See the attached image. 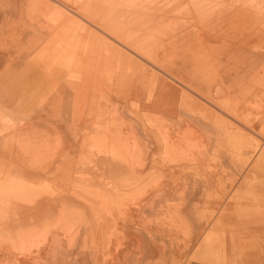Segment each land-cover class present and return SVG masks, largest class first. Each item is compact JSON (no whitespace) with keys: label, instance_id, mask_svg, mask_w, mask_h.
I'll return each mask as SVG.
<instances>
[{"label":"rangeland","instance_id":"obj_1","mask_svg":"<svg viewBox=\"0 0 264 264\" xmlns=\"http://www.w3.org/2000/svg\"><path fill=\"white\" fill-rule=\"evenodd\" d=\"M60 2L0 0V258H5L0 260V264H20V260L21 264L23 261L24 264H28L27 261L29 264L36 261L37 264H80L81 257L82 264H264V140L261 141L264 138V0ZM174 5L178 8L174 9ZM65 15L68 17L65 18ZM71 15H75V19H71ZM65 20H69L68 23H65ZM75 20L80 22L82 29ZM63 22L64 25L72 26L66 25V28L62 26ZM76 26L80 30L75 28ZM195 47L201 50H196ZM205 47L209 50H205ZM130 55L133 57H128ZM194 64L196 67L198 65L196 70ZM200 78L204 80L200 82ZM215 85L223 88L224 95L213 93ZM257 98H262V101ZM83 103L85 105H82ZM80 105L84 110H79ZM202 105L204 108H201ZM85 106H89V109L86 110ZM169 106H173L176 113L172 115L165 112ZM218 114L223 115L218 117ZM215 115L218 116L214 117ZM184 117L187 119L184 120ZM246 117H249V121ZM93 119L94 123H91ZM100 119H103V122ZM182 120L190 122L188 129L184 130H192L189 131L197 135L195 138L200 134L204 135L203 138L192 139L202 148L208 145L203 141L211 139L206 141L211 144V147L206 145L207 152L206 146L200 149L198 143L193 144L190 140L187 144L192 142L191 144H197V147L189 145L185 146V150L183 147V150H178V147L174 150V147L168 146V139L169 145L173 142V145L176 142L180 144L178 137L177 140L174 139L175 134L180 133L176 126L185 128L187 125H183ZM120 123L125 130L128 127L126 131L132 133L126 132V137L122 136L125 130L124 127L120 128ZM193 123L198 126H193ZM251 124H254L255 128L250 127ZM179 127L178 129L181 128ZM112 128H118L119 132H114ZM182 130L181 134H178L179 137L184 133ZM113 132L114 135L106 136ZM115 134L116 138H113ZM123 137L124 141H118V138ZM165 138L168 139L165 141ZM112 140L121 142L117 146H125L126 149L128 147L130 153L126 150L125 157V148L123 151L119 150L120 152L117 149V156L123 153L122 157L118 158L114 155L115 150L110 149L112 146L116 147ZM250 141L256 143L254 151L251 150L254 145L251 146ZM102 142L106 143V146ZM138 142L139 149L137 144L135 145ZM165 144L167 150L164 149ZM129 147L134 150L129 151ZM188 147L192 150L187 149ZM105 148H109V152ZM169 152L175 156L169 155ZM250 154H253L252 158ZM155 157L159 162L152 167ZM180 157L182 160L176 159ZM183 157L189 160H184ZM259 157L262 158L261 163L254 165ZM244 158L250 160L245 161ZM240 161L243 165L247 161L249 163L242 167ZM175 162H180V165H174ZM215 164L221 168L217 167L216 170ZM196 165H199L200 169ZM227 167L232 169H229L231 175L227 172ZM161 170H166L167 173L164 171L162 174ZM233 174L240 177L235 175V179L231 180ZM224 177L230 179V185L227 181L229 179L224 180ZM220 184L223 185L224 193L228 190L226 195L221 192ZM168 187H172L171 191ZM35 188V194L39 197L30 202L31 198L27 197L24 203V199L19 201L12 198L13 195L21 199L15 195L25 193V190L31 192ZM141 191L147 192L142 194ZM148 191L151 194H147ZM172 191L180 193L182 197L179 194L177 199L178 194L175 195ZM219 191L224 195H219ZM146 194L148 196H145ZM184 197L190 202H180ZM165 201L169 203V207ZM182 202L183 205L186 203V208L179 206ZM175 203L182 211L173 207ZM169 211L171 218L177 219L175 222L170 220ZM175 213L176 218L173 217ZM185 219H188L190 224L188 221L185 223ZM177 221L185 228L181 229L178 223L174 224ZM176 225L181 231H186H179ZM137 226V230H133ZM50 228H55L58 235L51 236V231L48 232ZM175 230L179 232L176 233ZM17 231L21 234L33 231L35 234L30 235H35L33 239L41 235L46 237L50 233L51 237L48 236V240L42 237L44 240L41 238V243L35 244L38 249L40 246L41 250L33 249L32 252L34 243L27 242L23 245L20 238L16 237ZM49 238L53 239L51 243L47 242L49 247L46 243L42 245L43 241H49ZM161 240L163 243L158 242ZM8 242L14 245L15 249L9 247ZM157 242L163 245L159 246ZM28 244H32L29 249L31 253L26 250V253H30L27 256L24 251L19 250L25 256L22 259L24 256L17 253V249H20L21 245L22 248L28 249ZM40 244L47 247L48 250L44 248L47 252L43 251ZM3 247L6 248L1 250ZM51 247H55L52 249L58 251L57 254L51 251ZM41 251L45 253L42 255ZM38 252L43 256L40 258V255H37L40 261L36 256ZM14 253H17L15 256L18 259L21 258L19 261L14 260ZM26 256L27 259L34 256L37 259L34 257L35 261L27 260Z\"/></svg>","mask_w":264,"mask_h":264},{"label":"bare ground","instance_id":"obj_2","mask_svg":"<svg viewBox=\"0 0 264 264\" xmlns=\"http://www.w3.org/2000/svg\"><path fill=\"white\" fill-rule=\"evenodd\" d=\"M54 1H55V0H54ZM90 1H91V0H90ZM102 1H103V0H102ZM59 2H60V0H59ZM52 3H53V2H52ZM60 3H61V2H60ZM54 4H55V3H54ZM56 4H57V3H56ZM57 5H58V4H57ZM63 5H64V4H63ZM66 5H67V3H66ZM66 5H65V6H66ZM68 5H69V4H68ZM178 5H179V4H178ZM58 6H59V5H58ZM110 6H111V5H110ZM59 7H60V6H59ZM66 7H67V9H68V6H66ZM69 7H70V6H69ZM73 7H74V6H73ZM75 7H76V6H75ZM116 7H117V6H116ZM174 7H175V5H174ZM176 7H177V5H176ZM176 7H175L174 9H176ZM61 8H63V7L61 6ZM71 8H72V4H71ZM177 8H178V7H177ZM63 10H64V9H63ZM77 10H78V9H77ZM72 11H73V10H72ZM67 12H70V11H67ZM73 12H74V11H73ZM146 12H147V11H146ZM149 12H150V11H149ZM167 12H171V11H167ZM74 13H75V12H74ZM78 13H80V12H78ZM59 14H60V13H59ZM64 14H66V13H64ZM71 14H72V13H71ZM80 14H81V13H80ZM103 14H104V13H103ZM57 15H58V14H57ZM61 15H62V13H61ZM63 16H64V15H63ZM69 16H70V15H69ZM109 16H110V15H109ZM67 17H68V16H67ZM67 17H66V15H65V18H67ZM72 17H73V18H72ZM74 17H75V15H73V16L71 15V19H75ZM79 17H80V16H79ZM126 17H127V16H126ZM162 17H163V16H162ZM162 17H160V18H162ZM166 17H167V16H166ZM166 17H165V18H166ZM219 17H220V16H219ZM62 18H63V17H62ZM62 18H61V19H62ZM65 18H64V19H65ZM141 18H142V17H141ZM160 18H159V19H160ZM163 18H164V17H163ZM59 19H60V18H58V20H59ZM61 19H60V20H61ZM76 19H78V18H76ZM166 19L168 20V17H167ZM69 20H70V19H69ZM69 20H68V21H69ZM78 20H80V19H78ZM90 20H91V19H90ZM115 20H116V19H115ZM152 20H153V19H152ZM157 20H158V19H157ZM161 20H163V19H161ZM217 20H218V19H217ZM66 21H67V20H65L64 22H65V23H68V21H67V22H66ZM75 21H76V20H75ZM81 21H83V20H81ZM84 21H86V20H84ZM88 21H89V20H88ZM113 21H114V20H113ZM64 22H63V25L61 24L62 26H65V27H66V25H67V26H70V25H71V24H70V25H69V24L64 25V24H65ZM70 22H72V21H70ZM76 22H77V21H76ZM86 22H87V21H86ZM121 22H123V21H121ZM121 22H120V23H121ZM124 22H125V21H124ZM167 22H168V21H167ZM232 22H233V21H232ZM77 23H78V27L80 28V22H77ZM82 23H83V22H82ZM82 23H81V24H82ZM120 23H119V24H120ZM87 24H88V23H87ZM101 24H102V23H101ZM72 25H75V24H73V22H72ZM72 25H71V26H72ZM93 25H94V24H93ZM122 25H123V24H122ZM89 26H90V25H89ZM115 26H116V25H115ZM120 26H121V25H120ZM120 26H119V27H120ZM73 27H74V26H73ZM78 27L76 26L75 28L78 29ZM86 27H87V25L85 26V28H86ZM94 27H95V26H94ZM108 27H109V26H108ZM113 27H114V26H113ZM121 27H122V26H121ZM62 28H63V27H62ZM66 28H67V27H66ZM66 28H65V29H66ZM85 28H84L83 30H85ZM68 29H70V27H69ZM72 29H73V28H72ZM80 29H82V27H81ZM80 29H78V30H80ZM91 29H93V27H92ZM105 29H106V28H105ZM115 29H117V28H115ZM115 29H114V30H115ZM70 30H71V29H70ZM83 30H82V31H83ZM93 30H94V29H93ZM100 30H101V29H100ZM109 30H110V29H109ZM89 31L91 32L90 29H89ZM96 31H97V30H96ZM107 31H108V30H107ZM110 31H111V30H110ZM97 32H98V31H97ZM103 32H105V31H103ZM111 32H112V31H111ZM198 32H199V31H198ZM263 32H264V31H263ZM80 33H81V32H80ZM80 33H79V34H80ZM109 33H110V32H109ZM182 33H183V32H182ZM182 33H181V34H182ZM100 34H101V33H100ZM101 35H102V34H101ZM106 35H107V34H106ZM113 35H114V34H113ZM197 35H198V34H197ZM80 36L82 37V33L80 34ZM103 36H104V35H103ZM175 36H176V35H175ZM88 37H89V36H88ZM104 37H106V36H104ZM176 37H177V36H176ZM104 39H105V38H103V40H104ZM128 39H131V38H128ZM169 39H170V38H169ZM184 39H185V38H184ZM109 40H110V39H109ZM115 40H116V39H115ZM161 40H162V39H160V41H161ZM87 41H88V40H87ZM110 41H111V40H110ZM122 41H123V40H122ZM158 41H159V40H158ZM158 41H157V42H158ZM174 41H175V40H174ZM112 42H113V41H112ZM171 42H172V41H171ZM240 42H241V41H239V43H240ZM168 43H169V42H168ZM221 43H222V42H221ZM48 44H49V43H48ZM111 44H112V43H111ZM113 44H115V43H113ZM169 44H170V43H169ZM169 44H168V45H169ZM123 45H124V44H123ZM129 45H130V44H129ZM180 45H181V44H180ZM256 45H257V44H256ZM256 45H255L254 47H256ZM137 46H138V44H137ZM172 46H173V44H172ZM178 46H179V45H178ZM201 46L204 47L203 45H201ZM201 46L199 45V47H201ZM226 46H227V45H226ZM226 46H225V47H226ZM119 47H120V46H119ZM124 47H125V46H124ZM134 47H136V46H134ZM184 47H185V46H184ZM188 47H189V46H188ZM225 47H224V48H225ZM258 47H259V46H258ZM126 48H127V46H126ZM128 48H129V47H128ZM151 48H152V47H151ZM158 48H159V47H158ZM168 48H170V46H169ZM195 48H196V47H195ZM205 48H206V47H205ZM221 48H222V46H221ZM224 48H223V51H224ZM256 48H257V47H256ZM40 49H41V48H40ZM123 49H124V48H123ZM152 49H153V48H152ZM189 49H190V48H189ZM191 49H192V47H191ZM191 49H190V51L192 52L193 50H191ZM193 49H194V47H193ZM197 49H200V50H201V48H196V50H197ZM245 49H246V48H245ZM130 50L132 51V49H130ZM145 50H146V49H145ZM145 50H144V51H145ZM148 50H149V49H148ZM166 50H167V49H166ZM168 50H169V49H168ZM170 50H171V49H170ZM176 50H178V49H176ZM179 50H180V49H179ZM200 50H199V51H200ZM205 50H209V49L206 48ZM99 51H100V50H99ZM190 51H187V52H190ZM225 51H226V49H225ZM237 51L239 52V50H237ZM245 51H246V50H245ZM120 52H121V51H120ZM120 52H119V54H120ZM141 52H142V51H141ZM152 52H153V51H152ZM191 52H190V53H191ZM195 52H196V51H195ZM207 52H208V51H207ZM101 53H102V51H100V55L103 54V53H102V54H101ZM143 53H144V52H143ZM169 53H172V52H169ZM175 53H176V52H175ZM190 53H189V54H190ZM192 53H193V52H192ZM196 53H197V52H196ZM210 53H211V52H209V54H210ZM220 53H221V52H220ZM233 53H234V52H232V54H233ZM164 54H165V52H164ZM194 54H195V53H194ZM224 54H225V53H224ZM224 54H223V55H224ZM232 54H231V55H232ZM83 55H84V52H83ZM136 55H137V54H136ZM146 55H147V52H146ZM152 55H153V54H152ZM169 55H170V54H169ZM175 55H177V54H175ZM211 55H213V54H211ZM211 55H210V56H211ZM131 56L133 57V55H130V56H128V57H131ZM143 56H144V55H143ZM165 56H166V55H165ZM192 56H193V55H192ZM196 56H197V55H196ZM206 56H207V55H206ZM206 56H205V57H206ZM219 56H220V55H219ZM221 56H222V55H221ZM132 57H131V58H132ZM150 57H151V56H150ZM176 57H177V56H176ZM250 57H251V55H250ZM131 58H128V59L131 60ZM168 58L170 59V57H168ZM195 58H196V57H195ZM211 58H212V56H211ZM174 59H175V58H174ZM203 59L205 60V58H203ZM203 59H202V60H203ZM249 59H250V58H248V61H249ZM130 60H129L128 62H129L130 65H131V61H130ZM194 60H195V59H194ZM202 60H200L201 63H202ZM212 60H213V59H212ZM232 60H233V59H232ZM232 60H230V61H232ZM245 60H246V59H245ZM230 61H229V62H230ZM167 62H168V61H167ZM200 62H199V63H200ZM203 62H204V61H203ZM211 62H212V61H211ZM214 63H215V62H214ZM224 63H225V62H224ZM233 63H234V62H233ZM197 64H198V63H197ZM216 64H217V63H216ZM110 65H111V64H109V66H110ZM113 65H114V64H113ZM128 65H129V64H128ZM161 65H162V64H161ZM181 65H182V64H181ZM195 65H196V64H194V66H195ZM209 65H210V63H209ZM111 66H112V65H111ZM164 66H165V65H164ZM114 67H115V65L113 66V68H114ZM128 67H129V66H128ZM192 67H193V66H192ZM216 67H217V66H216ZM113 68H111V69H113ZM196 68H198V65H197V67L195 66V70H196ZM205 68L208 69L209 66H207V67L205 66ZM212 68H213V67H212ZM111 69H109V70L111 71ZM127 69H128V68H127ZM165 69H166V68H165ZM190 69H191V68H189V70H190ZM200 69H201V67H200ZM217 69H218V68H217ZM114 70H115V69H114ZM130 70H131V69L129 68V71H130ZM212 70L214 71L215 69L213 68ZM152 71H153V70H152ZM192 71H194V70H192ZM209 71H210V70H209ZM213 71H212V72H213ZM221 71H222V70H221ZM113 72H114V71H113ZM130 72H131V71H130ZM153 72H155V71H153ZM185 72H186V71H185ZM156 73H157V72H156ZM195 73H196V72H195ZM197 73H198V72H197ZM199 73H200V72H199ZM199 73H198V74H199ZM213 73H214V72H213ZM231 73H232V72H231ZM112 74H114V73H112ZM158 74H159V73H158ZM201 74H202V72L200 73V75H201ZM152 75H153V74H152ZM209 75H210V73H209ZM212 75H213V74H212ZM157 76H158V75H157ZM206 76H207V74H206ZM206 76H205V77H206ZM216 76H218V75L216 74ZM151 77H152V76H151ZM205 77H204V79H205ZM170 78H171V77H170ZM202 78H203V77H202ZM206 78H208V77H206ZM165 79H167V78H165ZM204 79H201V78H200V82H201L202 80H204ZM209 79H210V78H209ZM112 82H113V79H112ZM177 82H178V80H177ZM198 82H199V81H198ZM149 83H150V82H149ZM224 83H225V82H224ZM151 84H152V79H151ZM193 85H194V84H193ZM195 85H196V84H195ZM200 85H201V84H200ZM182 86H183V85H182ZM184 86H185V85H184ZM196 86H197V85H196ZM106 87H107V86H106ZM198 87H199V85H198ZM198 87H197V88H198ZM89 88H90V87H89ZM107 88H109V87H107ZM183 88H184V87H183ZM149 89H150V88H149ZM213 89H214L213 93L215 92L216 94H218V95H220V96L224 95V93H225L224 90H223V88H222L220 85H215V86L213 87ZM89 90H90V89H89ZM92 90H93V89H92ZM108 90H109V89H108ZM181 90H183V89H181ZM185 90L187 91V88H185ZM150 91H151V90H150ZM187 92H188V91H187ZM189 92H190V91H189ZM207 92H208V91H207ZM261 92H262V91H261ZM91 93H92V92H91ZM109 93H111V91H110ZM149 93H150V92H149ZM190 94H193L192 91L190 92ZM194 94H196V93H194ZM197 94H198V93H197ZM216 94H215V95H216ZM254 94H256V93H254ZM261 94H262V93H261ZM259 95H260V94H259ZM259 95H258V96H259ZM153 96H154V92H153ZM193 96H194V95H193ZM216 96H217V95H216ZM188 97H192V96H188ZM194 97H195V96H194ZM213 97H214V96H213ZM107 98H108V97H107ZM153 98H154V97H153ZM218 98H219V97H218ZM254 98H256V97H254ZM147 99H148V97H147ZM257 99H258V100L261 99V101H262V98H257ZM201 100H202V99H201ZM195 101H197V100H195ZM205 101H206V99H205ZM226 101H227V100H226ZM226 101H225V102H226ZM261 101H260V102H261ZM203 102H204V101H203ZM206 102H207V101H206ZM148 103H149V102H148ZM156 103H157V102H156ZM207 103H208V102H207ZM207 103H206V104H207ZM217 103H219V102H217ZM254 103H255V102H254ZM254 103H252V105H253ZM204 104H205V103H204ZM206 104H205V105H206ZM223 104H224V102H223ZM82 105H85V104L83 103ZM155 105H156V104H155ZM219 105H220V104H219ZM221 105H222V104H221ZM221 105H220V106H221ZM225 105H227V104H225ZM225 105H224V106H225ZM228 105H229V104H228ZM92 106H93V105H92ZM202 106H203V105H202ZM211 106H212V105H211ZM229 106H230V105H229ZM80 107H81V105H80ZM85 107H86V106H85ZM88 107H89V106H88ZM88 107H86V110L89 109ZM200 107H201V106H200ZM87 108H88V109H87ZM201 108H204V106L201 107ZM209 108H210V106H209ZM226 108H227V107H226ZM91 109H92V108H91ZM164 109H165V108H164ZM177 109H178V108H177ZM211 109H213V107H212ZM249 109H250V108H249ZM79 110H84V108L81 107ZM165 110H166L165 112H167V113H169V114H172V115H173L174 113H176L175 110L173 109V106H169V107L166 108ZM207 110H208V109H207ZM90 111H91V110H90ZM102 111H103V110H102ZM190 111H191V110H190ZM213 111H214V110H213ZM81 112H82V111H79V113H81ZM85 112H88V111H85ZM193 112H195V111H193ZM193 112H192V113H193ZM210 112H211V111H210ZM221 112H222V111H221ZM229 112H230V111H229ZM91 113H92V112H91ZM211 113H212V112H211ZM232 113H233V112H232ZM236 113H237V112H236ZM2 114H3V113H2ZM2 114H1V115H2ZM86 114H87V113H86ZM179 115H180V114H179ZM179 115H178V116H179ZM218 115H219V114H218ZM218 115H217V116H218ZM222 115H223V114H222ZM222 115H219L218 117H220V116H222ZM181 116H182V115H181ZM212 116H213V115H212ZM217 116L215 115L214 117H217ZM227 116H228V114H227ZM235 116H236V115H235ZM242 116H243V115H242ZM247 116H248V115H247ZM1 117H2V116H1ZM1 117H0V118H1ZM5 117H6V116H5ZM199 117H200V116H199ZM230 117H231V116H230ZM236 117H237V116H236ZM8 118H9V117H8ZM91 118H92V117H91ZM94 118H95V115H94ZM105 118H107V117H105ZM227 118H228V117H227ZM237 118H239V117H237ZM243 118L245 119V117H243ZM248 118H249V117H246V119H248ZM85 119H86V117H85ZM95 119H96V118H95ZM109 119H110V118H109ZM109 119H108V120H109ZM111 119H112V118H111ZM183 119L186 120L187 118L184 117ZM211 119H212V118H211ZM213 119H214V118H213ZM244 119H243V120H244ZM102 120H103V119H100V121H102ZM105 120H107V119H105ZM184 120H182V122H183ZM188 120H189V119H188ZM188 120H187V121H188ZM209 120H210V119H209ZM218 120L221 121L220 118H219ZM223 120H224V119H223ZM234 120H235V119H234ZM84 121H85V120H84ZM97 121H98V119H97ZM97 121H95V123H96ZM190 121H191V118H190ZM214 121H216V120H214ZM224 121H225V120H224ZM229 121H230V120H229ZM246 121H247V120H246ZM248 121H249V119H248ZM98 122H99V121H98ZM102 122H103V121H102ZM102 122H100V123H102ZM104 122H105V121H104ZM236 122H237V121H236ZM78 123H79V121H78ZM84 123H85V122H84ZM91 123H94V119H93V122L91 121ZM114 123H115V121H114ZM183 123H184L183 125H186V124H187V125L185 126V128H183L184 126L181 127L180 125L176 126V129L179 130L178 132H180V133H178L177 130H176V133L181 134V130H182V129H183V130H184V129H188L187 126H188V124H189L190 122L186 123V121H185V122H183ZM185 123H186V124H185ZM208 123H209V122H208ZM229 123H230V122H229ZM249 123H251V122H249ZM249 123H248V124H249ZM191 124H192V122H191ZM225 124H228V123H225ZM232 124H233V123H232ZM237 124H238V123H237ZM239 124H240V123H239ZM106 125H107V124H106ZM114 125H115V124H114ZM119 125H121V123H120ZM119 125H118V126H119ZM194 125H197V124H196V123H195V124L193 123V126H194ZM240 125H241V124H240ZM240 125H238V126H240ZM246 125H247V124H246ZM53 126H55V125H53ZM179 126H180L182 129H181ZM189 126L192 127L191 125H189ZM197 126H198V125H197ZM221 126H222V125H221ZM249 126H250V125H249ZM84 127H85V126H84ZM123 127H124V126H123ZM123 127H122V125H121L120 128H123ZM178 127H179L181 130L178 129ZM186 127H187V128H186ZM229 127H230V126H229ZM232 127H233V126H232ZM245 127H246V126H245ZM250 127L255 128V125H254V124H251ZM263 127H264V126H263ZM85 128H87V127H85ZM106 128H107V127H106ZM113 128H114V126H113ZM113 128H112V129H113ZM207 128H208V127H207ZM237 128H238V127H237ZM241 128H243V126H242ZM246 128H247V127H246ZM253 128H252V129H253ZM117 129H118V128H117ZM117 129H113V131L116 130V131L119 132V129H118V130H117ZM127 129H128V127H127ZM127 129H126V130H127ZM192 129H193V128H192ZM200 129H201V128H200ZM217 129H218V128H217ZM224 129H225V128H224ZM244 129H245V128H244ZM248 129H249V128H248ZM10 130H11V129H10ZM56 130H57V129H56ZM107 130H108V129H107ZM121 130H123V129H121ZM121 130H120V131H121ZM124 130H125V127H124ZM126 130L124 131L125 133L123 132L124 134L121 132V133H122V136L125 135L124 137H126V132H127V133L129 132V131H126ZM173 130H174V129L172 128L171 131L173 132ZM183 130H182V133L184 132L183 135H182V136L180 135V137H181L182 140H180V137L178 136V134H175L176 136H175L174 141L178 139L177 141H181L180 144H179V142H176V143L173 145L174 142H173V143L171 142L172 144L169 145V139H168L169 136H168V138H165V141H166V139H168V141H166V142H167L168 146H170V148H171V147H174V148H172V149L175 150V148L178 147V148H177L178 150H180V149L183 150V148H184V150H185V146H189V145H190L189 147H191V145L194 146L193 144H194V142H195L196 140L193 142L192 139H194L197 135L194 134V132H193V133L190 132V131H192V130H190V129H189L190 131H189V130H186V131L184 130V131H183ZM214 130H215V129H214ZM225 130H226V129H225ZM238 130H239V128H238ZM245 130H246V129H245ZM250 130H251V128H250ZM108 131H109V130H108ZM171 131L168 130V132H171ZM194 131H197V130H194ZM215 131H216V130H215ZM240 131H241V132H242V131L244 132V130H240ZM240 131H237V133H238V132L240 133ZM259 131H260V130H259ZM4 132H5V131H4ZM21 132H22V131H21ZM57 132H59V130H58ZM82 132H83V131H82ZM104 132H105V131H104ZM104 132H103V133H104ZM114 132H115V131H114ZM114 132H113V134H107L106 136H108V135H111V136H112V135H114ZM197 132L199 133V131H197ZM232 132H234V131H232ZM1 133H2V132H1ZM95 133H96V132H95ZM106 133H107V132H106ZM110 133H112L111 130H110ZM121 133H120V135H121ZM129 133H132V132H129ZM129 133H128V134H129ZM195 133H196V132H195ZM206 133H208V132H204V134H206ZM209 133H210V131H209ZM235 133H236V132H235ZM245 133H246V132H245ZM248 133H249V131H248ZM253 133H255V132H253ZM256 133H257V132H256ZM116 134H117V132H116ZM116 134H115V137L113 136V138H116ZM118 134H119V133H118ZM118 134H117V135H118ZM169 134H170V133H169ZM199 134H200V133H199ZM199 134H198V136H199ZM219 134H220V133H219ZM262 134H263V133H262ZM19 135H20V134H19ZM170 135L173 136V134H170ZM195 135H196V136H195ZM215 135H216V134H215ZM233 135H234V134H233ZM244 135H245V134H244ZM257 135H258V134H257ZM82 136H83V135H82ZM100 136H101V134H100ZM111 136H110V137H111ZM118 136H119V135H118ZM205 136H206V135H205ZM208 136H209V135L207 134V137H208ZM224 136H225V135H224ZM250 136H251V135H250ZM252 136H253V135H252ZM252 136H251V137H252ZM18 137H19V136H18ZM20 137H21V136H20ZM25 137H26V136H25ZM96 137H97V136H96ZM103 137H105V136H103ZM103 137H102V138H103ZM119 137H121V136H119ZM124 137H123L122 139H121V138H120V139L118 138V141H119V140H120V141L123 140ZM170 137H171V136H170ZM176 137H178V138L176 139ZM182 137H183V138H182ZM199 137H200V138H201V137L203 138L204 135L202 136V134H200ZM199 137H197V138H199ZM229 137H230V136H229ZM242 137H243V136L241 135L240 138H242ZM254 137H255V136H254ZM89 138H90V137H89ZM197 138H195V139H197ZM248 138H249V137H247V138L244 137V139H248ZM256 138H258V137H256ZM262 138H263V137H262ZM93 139H94V137H93ZM103 139H104V138H103ZM110 139H112V138H110ZM159 139H160V138H159ZM208 139L211 141L210 138H208ZM208 139L204 140L203 143H205V144L208 143V145H207V144H206V145H207L208 147H211V146H210L211 144H210L209 142H206V141H209ZM238 139H239V138H238ZM254 139H255V138H254ZM14 140H15V139H14ZM100 140H101V139H100ZM113 140H114V139H113ZM113 140L111 141L112 143L116 141V140H115V141H113ZM124 140H125V139H124ZM124 140H123V141H124ZM127 140H128V138H127ZM160 140H161V139H160ZM170 140H171V139H170ZM188 140L192 141L193 144H191L192 142H189L190 144H187ZM235 140H236V139H235ZM260 140H261V139H260ZM263 140H264V138H263L261 141H263ZM105 141L107 142V141H109V140H105ZM123 141H122V142H123ZM197 141H198V140H197ZM218 141H219V140H218ZM225 141H226V140H225ZM231 141H232V140H231ZM96 142H98V141H96ZM199 142H200V140H199ZM201 142H202V141H201ZM250 142H251V141H250ZM253 142H254V141H253ZM253 142L250 143L251 146L254 145V147H253V146L251 147L252 149L250 148L252 151H254L253 148H256V147H255L256 143L254 144ZM84 143H85V141H84ZM115 143H116V147H117V148H116L115 146L110 145L111 143H110V144H107V145L112 146L110 149L115 150L114 155H116V156H117V154H115V153H116L117 149H118V151H119V150L123 151L122 149L125 148L124 153H125V151L128 149V147H127V149H126L125 146H124V148H122V146H117V144H119V143H121V142H119V143L115 142ZM115 143H114V144H115ZM156 143H157V142H156ZM177 143H178V145H176ZM182 143H183V144H182ZM195 143H198V142H195ZM203 143H202V144H203ZM224 143H225V142H224ZM248 143H249V142H248ZM257 143H258V142H257ZM263 143H264V142H263ZM102 144H104V146H106V143H103V142H102ZM102 144L100 143V145H102ZM136 144H137L136 147L138 148L139 142H138V143H135V145H136ZM202 144H201V145H202ZM225 144H226V143H225ZM259 144H260V143H259ZM261 144H262V143H261ZM100 145H98V147H99ZM123 145H124V144H123ZM152 145H153V144H152ZM172 145H173V146H172ZM196 145H197V144H195L194 147H197ZM198 145L200 146L199 143H198ZM203 145H204V144H203ZM203 145H202V146H203ZM206 145H205V146H206ZM132 146H134V144H133ZM140 146H141V145H140ZM162 146H163V145H162ZM205 146H204V147H205ZM207 146H206V147H207ZM216 146H217V145H216ZM88 147H89V146H88ZM88 147H87V148H88ZM119 147H120V148H119ZM136 147H135V148H136ZM182 147H183V148H182ZM189 147H188L187 149H191V148H189ZM204 147L202 148V147L200 146L199 148H200V149H201V148L204 149ZM206 147H205V148H206ZM208 147L206 148V152H207ZM213 147H214V146H213ZM258 147H259V146H258ZM12 148H13V146H12ZM99 148L103 149L102 146L99 147ZM129 148H130V147H129ZM179 148H180V149H179ZM214 148H215V147H214ZM248 148H249V147H248ZM96 149L98 150V148H96ZM106 149L108 150L107 152H109V148H105V150H106ZM130 149H131V150H130ZM130 149H129V151H132L133 148L131 147ZM138 149H139V148H138ZM157 149H158V148H157ZM164 149H166V144H165V148H164ZM187 149H186V150H187ZM219 149H220V146H219ZM221 149H222V148H221ZM224 149H225V148H224ZM230 149H231V147H230ZM237 149H238V148H237ZM250 149H249V150H250ZM133 150H134V149H133ZM136 150H137V149H136ZM166 150H167V149H166ZM169 150H171V149H169ZM191 150H192V149H191ZM214 150H215V149H214ZM247 150H248V149H247ZM251 150H250V151H251ZM138 151H139V150H138ZM188 151L190 152V150H187V152H188ZM227 151H228V149H227ZM227 151H226V152H227ZM255 151H256V150H255ZM98 152H99V151H98ZM102 152H103V151H102ZM107 152H106V153H107ZM119 152H120V151H119ZM119 152H117V153L119 154ZM136 152H137V151H136ZM217 152H218V151H217ZM234 152H235V151H234ZM83 153H84V152H83ZM127 153H130V152H128V150H127ZM127 153H125V155H124L125 157H126V154H127ZM170 153H171V152H169L168 154H169V155H173V157L175 156L174 153H173V154H170ZM236 153H237V151H236ZM241 153H242V152H241ZM255 153H256V152H255ZM255 153H254V154H255ZM108 154H109V153H108ZM122 154H123V153L121 152V154H119L117 157H118V158H119V157H122ZM180 154H182V153H180ZM189 154H190V153H189ZM215 154H216V152H215ZM128 155H129V154H128ZM218 155H219V154H218ZM243 155H245V154H243ZM251 155H253V154H250V155H249L250 158H252ZM181 156H182V155H181ZM208 156H209V155H208ZM212 156H213V155H212ZM79 157H80V156H79ZM125 157H123V158L125 159ZM165 157H166V156H165ZM165 157H164V159H165ZM168 157L171 158V156H167V158H168ZM222 157H223V154H222ZM224 157H225V156H224ZM230 157H231V156H230ZM246 157H247V156H246ZM194 158H195V157H194ZM218 158H219V157H218ZM238 158H239V157H238ZM250 158H244V159H245V161H246V159H249V160H250ZM172 159H173V158H172ZM176 159H181V157H180V158H176ZM183 159H184V160H187L188 158L185 159V157H183ZM195 159H197V158H195ZM199 159H201V158H199ZM221 159H222V160H221ZM221 159H220V160L223 161V158H221ZM225 159H226V158H225ZM230 159H231V158H230ZM244 159H243V160H244ZM126 160H127V159H126ZM157 160H158V161H157ZM169 160H170V159H169ZM181 160H182V159H181ZM181 160H180V161H181ZM184 160H183V161H184ZM188 160H189V159H188ZM203 160H204V159H203ZM203 160H202V161H203ZM207 160H208V159H207ZM227 160H228V159H227ZM243 160H242V162H243ZM261 160H262L261 157L257 158V160L255 161L254 165H259V163H261ZM175 161H176V160H175ZM217 161H218V160H217ZM109 162H110V161H109ZM157 162H159V159L155 157V158L153 159V161H152V164H151L152 167H155L156 164H157ZM166 162L168 163V161H166ZM186 162H187V161H186ZM188 162H189V161H188ZM212 162H213V161H212ZM234 162H235V161H234ZM247 162H248V161H247ZM247 162H245V164H246ZM61 163H62V161H61ZM167 163H166V165H167ZM176 163H179V165H180V162H175L174 165H175ZM181 163H182V162H181ZM190 163H191V162H190ZM196 163H197V162H196ZM196 163H195V164H196ZM198 163H199V162H198ZM204 163H205V162H204ZM223 163H224V161H223ZM238 163H239V162H238ZM240 163H241V161H240ZM248 163H249V162H248ZM163 164H165V163H163ZM191 164H194V163L192 162ZM200 164H202V163H200ZM200 164H199V165H200ZM241 164H242V167H244V166L246 167V165H247V164H246V165H245V164L243 165V163H241ZM169 165H170V164L168 163L167 166H169ZM172 165H173V164H172ZM176 165H177V164H176ZM184 165H185V164H184ZM199 165H196L197 168H198ZM209 165H211V162H209ZM209 165H208V166H209ZM185 166L187 167V165H185ZM185 166H184V169H186ZM188 166H190V165L188 164ZM196 166H195V167H196ZM200 166H201V165H200ZM200 166H199V169H200ZM215 166H216V164H215ZM219 166H220V165H217V166L215 167V169H216L217 167H219ZM176 167H177V166H175V168H176ZM170 168H171V167H170ZM170 168H169V170H170ZM175 168H174V169H175ZM182 168H183V166H182ZM212 168H213V167H212ZM220 168H221V167H219V169H220ZM227 168H228V167H227ZM252 168H255V167H252ZM113 169H114V168H113ZM155 169H156V168H155ZM163 169H164V168H163ZM174 169H173V170H174ZM178 169H179V168H178ZM187 169H188V168H187ZM229 169H230V168H228V171H227L226 169H222V170H223V171L225 170V171H227V172L229 173ZM167 170H168V169H167ZM180 170H181V169H180ZM188 170H189V169H188ZM188 170H186V171H188ZM201 170H202V169H201ZM216 170H218V168H217ZM230 170H232V169H230ZM234 170H235V169H234ZM161 171H162V174H163L164 171H166V170H164V171L161 170ZM161 171H159V172H161ZM193 171H194V170H193ZM198 171H200V170H198ZM210 171H212V170H210ZM213 171H215V170H213ZM79 172H80V171H79ZM169 172H170V171H169ZM178 172H179V171H178ZM178 172H175V173L177 174ZM183 172H184V171H183ZM47 173H48V172H47ZM165 173H167V171H166ZM197 173H198V172H197ZM224 173H226V172H224ZM159 174H160V173H159ZM159 174H158V175H159ZM172 174H173V173H172ZM176 174H175V177H176ZM187 174H188V173H187ZM190 174H191V173H190ZM192 174H193V173H192ZM226 174H227V173H226ZM229 174H230V173H229ZM229 174H228V175H229ZM79 175H80V174H79ZM165 175H166V174H165ZM167 175H170V174H167ZM188 175H189V174H188ZM215 175H216V174H215ZM230 175H231V174H230ZM233 175H234V176H233ZM233 175H232L233 177H231V180H234V179H235L234 177H235L236 174H233ZM7 176H8V175H7ZM179 176H180V172H179ZM218 176H219V175H218ZM218 176H217V177H218ZM236 176H237V175H236ZM0 177H1V176H0ZM172 177H173V175H172ZM226 177H227V175H226ZM229 177H230V176H229ZM237 177H240V176H237ZM8 178H9V177H8ZM164 178H165V177H164ZM170 178H171V177H170ZM252 178H253V177H252ZM192 179H193V178H192ZM192 179H191V180H192ZM227 179H229V178H227ZM227 179L224 177V180H227ZM243 179H244V178H243ZM5 180H6V179H5ZM208 180H209V179H208ZM236 180H238V178H236ZM166 181H167V179H166ZM222 181H223V180H222ZM227 181L229 182V185H230V179L227 180ZM244 181H245V180H244ZM2 182H3V181H2ZM38 182H39V181H38ZM176 182H179V181H176ZM224 182H226V181H224ZM228 182H227V183H228ZM231 182H232V181H231ZM236 182H237V181H236ZM242 182H243V181H242ZM159 183H161V182H159ZM170 183H171V182H170ZM189 183H190V182H189ZM193 183H194V182H193ZM205 183H206V182H205ZM233 183H234V182H233ZM238 183H239V182H238ZM157 184H158V183H157ZM166 184H167V183H166ZM166 184H164V185H166ZM171 184H172V183H171ZM174 184H175V183H174ZM177 184H178V183H177ZM179 184H180V182H179ZM179 184H178V185H179ZM191 184H192V183H191ZM221 184H222V183H221ZM221 184H220V185H221ZM234 184H235V183H234ZM152 185H153V184H152ZM178 185H177V186H178ZM202 185H203V184H202ZM225 185H226V184H225ZM227 185H228V184H227ZM153 186H154V185H153ZM170 186H171V185H170ZM174 186H176V185H174ZM186 186H188V185H186ZM200 186H201V185H200ZM155 187H157V186H155ZM172 187H173V184H172ZM172 187H171V188H172ZM222 187H223V185H221V188H222ZM226 187H227V186H226ZM232 187H233V186H232ZM232 187H231V188H232ZM237 187H238V186H237ZM149 188L151 189V188H154V187H149ZM168 188H169V187H168ZM171 188H169L170 191H171ZM201 188H202V187H201ZM229 188H230V187H229ZM235 188H236V187H235ZM154 189H155V188H154ZM187 189H188V191H189V188H187ZM190 189H191V188H190ZM199 189H200V188H199ZM218 189H219V187H218ZM239 189H240V188H239ZM239 189H238V190H239ZM248 189H249V188H248ZM36 190H37L36 188H35L33 191H31V192L25 190V193H23V192L21 193V192H20L19 194H16V195H15V196H17V197H19V198H21V199H18V198H16V197H13V195H12V198L15 199V200H19V201H22V199H24V200L22 201V202L24 203V201H25V197H27L28 199L31 198V200H29V202H30V201H32V199H35V198L37 197L36 194H35V191H36ZM145 190H146V189H145ZM156 190H159V188H158V189L156 188ZM160 190H161V188H160ZM195 190H196V189H195ZM195 190L193 189V191H195ZM200 190H201V189H200ZM223 190H224V188H222V191H221V192H223ZM226 190H227V188H226ZM240 190H241V189H240ZM242 190H243V189H242ZM245 190H247V188H246ZM54 191L56 192V190H53V192H54ZM57 191H58V190H57ZM151 191H152V190H151ZM176 191H178V190L176 189ZM196 191H197V190H196ZM203 191H204V189H203ZM207 191L209 192L208 189H207ZM207 191H206V192H207ZM224 191H225V190H224ZM231 191H232V190H231ZM61 192H62V191H61ZM61 192H60V193H61ZM64 192H65V191H64ZM146 192H147V191H145V192L141 191L142 194H143V193H146ZM159 192H161V191H159ZM172 192L174 193L175 191H172ZM189 192H190V191H189ZM216 192H218V191H216ZM219 192H220V191H219ZM221 192H220V193H221ZM227 192H228V190H227ZM227 192H226V193H227ZM244 192H245V191H244ZM244 192H243V193H244ZM176 193L178 194V196H177L178 198L175 196ZM176 193H174L175 195H174V194H173V195H174L175 198L179 199V194H180V193H178V192H176ZM204 193H205V192H204ZM223 193H224V192H223ZM226 193H224V194L226 195ZM239 193H240V191H239ZM13 194H14V193H13ZM62 194H63V192H62ZM68 194H69V193H68ZM86 194H87V193H86ZM147 194H151V193L148 191ZM147 194H146L145 196H148ZM208 194H209V193H208ZM208 194H207V195H208ZM224 194L221 193V194H219V195L222 196V195H224ZM232 194H233V192H232ZM232 194H231V195H232ZM236 194H237V193H236ZM240 194H241V193H240ZM247 194H248V193H247ZM53 195H54V193H53ZM70 195L72 196L73 194H70ZM100 195H101V194H100ZM185 195H187V194H185ZM200 195H201V194H200ZM231 195H230V196H231ZM237 195H238V194H237ZM241 195H243V194H241ZM244 195H245V194H244ZM4 196H6V195H4ZM47 196H48V194H47ZM57 196H58V195H57ZM171 196H172V195H171ZM202 196H203V194H202ZM221 196H220V197H221ZM228 196H229V195H228ZM239 196H240V195H239ZM38 197H39V196H38ZM38 197H37V198H38ZM73 197H74V196H73ZM75 197H76V195H75ZM79 197H80V196H79ZM119 197H120V196H119ZM126 197H127V196H126ZM126 197H125V198H126ZM180 197H182L181 194H180ZM192 197H193V196H192ZM216 197H217V196H216ZM226 197H227V196H226ZM226 197H225V198H226ZM240 197H241V196H240ZM240 197H239V199H240ZM54 198H56V197H54ZM77 198H78V197H77ZM81 198H83V197H81ZM102 198L104 199L105 196L102 197ZM106 198H107V197H106ZM111 198H112V197H111ZM117 198H118V197H117ZM169 198H170V194H169ZM169 198H167V199H169ZM175 198H174V199H175ZM221 198H222V197H221ZM228 198H229V197H228ZM228 198H227V199H228ZM231 198H232V197H231ZM5 199H6V197H5ZM59 199H60V198H59ZM115 199H116V198H115ZM118 199H119V198H118ZM167 199H166V200H167ZM185 199H186L185 197L182 198V199H180V202H181V200H184V202H185V201H188V200H185ZM187 199H188V198H187ZM190 199H191V198H190ZM239 199H238V200H239ZM107 200H108V198H107ZM222 200L224 201L225 199L222 198ZM232 200H234V198H233ZM240 200H241V199H240ZM139 201H140V200H139ZM139 201H138V202H139ZM141 201H142V200H141ZM141 201H140V202H141ZM26 202H28V201H26ZM165 202H166V201H165ZM168 202H170V201L168 200ZM178 202H179V200H178ZM180 202H179V204H180ZM184 202H182V204L179 205V206H182ZM188 202H190V201H188ZM31 203H33V202H31ZM50 203H52V202H50ZM166 203H167V202H166ZM199 203H202V202H199ZM137 204H138V203H137ZM167 204H168V207H169V203H167ZM170 204H172V203H170ZM175 204H176V203H175ZM187 204H188V203H187ZM48 205H49V204H48ZM173 205H174V204H173ZM176 205H177V204H176ZM176 205L173 206V207H178V208H180V210H181V207H179L178 205L176 206ZM185 205H186V203H185L183 206L185 207ZM161 206H162V205H161ZM161 206H160V207H161ZM170 206H172V205H170ZM166 207H167V205H166ZM166 207H165V208H166ZM184 207H182V208H184ZM196 207H197V205H196ZM218 207H219V206H218ZM80 208H81V207H80ZM185 208H186V207H185ZM185 208H184V209H185ZM208 208H209V207H208ZM225 208H226V207H225ZM225 208H224V209H225ZM159 209H160V208H159ZM169 209H171V207H170ZM5 210H6V209H5ZM79 210H80V209H79ZM83 210H84V209H83ZM171 210H172V209H171ZM178 210H179V209H178ZM211 210H212V209H211ZM219 210H220V209H219ZM84 211H85V210H84ZM166 211H168V210H166ZM181 211H182V210H181ZM198 211H199V210H198ZM198 211H197V212H198ZM214 211H215V210H214ZM82 212H83V211H82ZM85 212H87V210H86ZM163 212H164V211H163ZM175 212H176V211H175ZM212 212H213V211H212ZM107 213H109V212H107ZM210 213H211V212H210ZM166 214H167V212L165 213V216H167ZM170 214H171V213H170V211H169L168 216H169ZM172 214H173V212H172ZM176 214H177V213H175V214H174L175 216L173 215V217L176 218ZM197 214H199V213H196V215H197ZM221 214H222V213H221ZM7 215H8V214H7ZM205 215H206V214H205ZM35 216L38 217V214H36ZM87 216H88V215H87ZM165 216H164V217H165ZM171 216H172V215L169 216L170 220L172 219ZM177 216H179V212H178ZM186 216H187V214H186ZM186 216H185V217H186ZM180 217H181V216H180ZM199 217H200V216H199ZM187 218H189V216H187ZM178 219H179V217H178ZM182 219H183V218H181L180 221H182ZM200 219H201V218H200ZM168 220H169V219H168ZM168 220H167V223H168ZM173 220H174V219H172L171 221H173ZM176 220H177V219H176ZM176 220H174L173 222H175ZM202 220H203V218H202ZM129 221H130V219H129ZM187 221H188V222H187ZM209 221H210V220H209ZM169 222H170V221H169ZM186 222H187L188 224H190L188 219H187V220L185 219V223H186ZM165 223H166V222H165ZM177 223H178V225H179L180 222L177 221V222L174 223V224H177ZM208 223H209V222H208ZM130 224H131V222H130ZM170 224H171V223H170ZM174 224H173V226H174ZM166 225H167V224H166ZM178 225H176V228H177V229H179L178 227H180V226H181V229H182V228H185V227H182V223H181V225H179V226H178ZM130 226H131V225H130ZM173 226H172V227H173ZM177 226H178V227H177ZM190 226H191V225H189V227H190ZM234 226H235V225H234ZM45 227H46V225H45ZM45 227H44V228H45ZM47 227H48V226H47ZM93 227H94V225H93ZM102 227H103V226H102ZM125 227H127V226H125ZM172 227H171V229L174 230V228H172ZM232 227H233V226H232ZM116 228H117V227H116ZM137 228H138V226L136 227V229H135V228L133 229V227H132L133 230H137ZM169 228H170V227H169ZM176 228H175V229H176ZM191 228H192V227H191ZM128 229L131 230V228H128ZM186 229H187V228H186ZM26 230H29V229H26ZM26 230H25V231H26ZM45 230H46V229H45ZM114 230H115V229H114ZM138 230H139V229H138ZM183 230H184V229H183ZM183 230L181 231V230L179 229V231H181V232H183ZM187 230H188V229H187ZM191 230H193V228H192ZM46 231H48V229H47ZM50 231H51V233H52L51 236L54 237V235H58V234H57L58 232L56 231L55 228H53V229L50 228V230H49L48 232H50ZM179 231H176V230H175L176 233L179 232ZM184 231H186V230H184ZM17 232H18V236H16V237H17V239L20 238L19 240H21V242L23 243V245L27 244V242H29V244H30V242H31L32 244L34 243V245L37 244V243L39 244V242L41 243V241H42L41 238L44 237V235H41V234L38 233L39 235H41V237H39L40 239L36 237L37 240H35V239H36L35 237H34L35 239L32 238V237L35 236V235L30 236L32 233L35 234V232H33V231L30 232V233L26 232L27 234H24V233L21 234L20 231H17ZM23 232H24V231H23ZM38 232H39V231H38ZM139 232H140V231H139ZM189 232H191V231H190V228H189ZM44 233H46V232H44ZM51 233H50V234H51ZM105 233H106V232H105ZM168 233H169V231H168ZM171 233H172V232H171ZM224 233H225V232H224ZM42 234H43V233H42ZM50 234H48V236H50ZM103 234H104V233H103ZM169 234H170V233H169ZM216 234H217V233H216ZM222 234H223V233H222ZM39 235H38V236H39ZM134 235H135V234H134ZM136 235H137V234H136ZM175 235H176V234H175ZM29 236H30V237H29ZM36 236H37V233H36ZM48 236L44 237V239H47ZM51 236H50V237H51ZM139 236H141V235H139ZM139 236H138V238H139ZM210 236L212 237V235H210ZM213 236H214V235H213ZM217 236H218V235H217ZM217 236H216V237H217ZM223 236H224V235H223ZM211 237H210V238H211ZM214 237H215V236H214ZM219 237H220V236H219ZM152 238H153V237H152ZM184 238H185V237H184ZM206 238H207V237H206ZM224 238H225V236H224ZM2 239H3V238H2ZM4 239H5V238H4ZM42 239H43V238H42ZM44 239H43V240H44ZM54 239H55V238H54ZM40 240H41V241H40ZM47 240H48V239H47ZM51 240L53 241V239H51ZM51 240H50V238H49V241H50V242H49V241H46V242L43 241L42 245L46 243L45 245L47 246L48 243H51ZM141 240H142V239H141ZM182 240H183V239H182ZM184 240H185V239H184ZM209 240H210V239H209ZM154 241H156V240L154 239ZM177 241H179V240H177ZM186 241H187V240H186ZM205 241H207V240H205ZM47 242H48V243H47ZM140 242H141V241H140ZM158 242H162V243H163V240L158 241ZM158 242H157V243H158ZM180 242H183V241H180ZM180 242H179V243H180ZM223 242L225 243V240H223ZM244 242H245V241H244ZM13 243H14V242H13ZM22 243H21V244H22ZM167 243H168V242H167ZM175 243H176V242H175ZM188 243H189V242H188ZM210 243H211V242H210ZM1 244H2V243H1ZM4 244H5V243H4ZM29 244H28V246H31V247H28V246H27L28 249H26V248H25V249L22 248L23 245H21V248H22V249H21V248L19 249V248L17 247L18 249H17V248H16V249H17L18 251H17V250H14V251H17V253H18V252L20 253L19 250H22V251H24V255H25V254H26V255H27V254L29 255V254L31 253V250H29V249L32 248V244H31V245H29ZM38 244H37V245H38ZM52 244H53V243H52ZM57 244H58V243H57ZM158 244H159V243H158ZM160 244H161V243H160ZM160 244H159V246H160ZM176 244H177V243H176ZM184 244H185V241H184ZM186 244H187V243H186ZM219 244H220V243H219ZM7 245H9V247H10V246H11V247H14V245H10L9 242H8ZM40 245H41V244H40ZM42 245H41V247H43V248H42L43 251H46V250H44V248L47 249V247H44V246H42ZM50 245H51V244H50ZM161 245H163V244H161ZM164 245H166V243H165ZM171 245H172V244H171ZM182 245H183V244H182ZM187 245L189 246V244H187ZM211 245H212V243H211ZM5 246H6V245H5ZM173 246H174V245H173ZM178 246H180V245H178ZM35 247H36V245L34 246V248H32V252L34 251L33 249H35V251L40 249V246H38L39 249H38L37 247H36V248H35ZM48 247H49V245H48ZM85 247H86V246H85ZM190 247H191V246H190ZM5 248H6V247H5ZM5 248L3 247V248H1V250H2V249H5ZM7 248H8V246H7ZM52 248H55V247H51V249H52ZM92 248H93V247H92ZM172 248H173V247H172ZM177 248H178V247H177ZM224 248H225V247H224ZM11 249H13V248H11ZM14 249H15V247H14ZM89 249H90V248H89ZM167 249H168V247H167ZM183 249H184V248H183ZM185 249H187V248H185ZM26 250H29L30 253H29V252L26 253V252H25ZM40 250H41V249H40ZM40 250H39V251H40ZM47 250H48V249H47ZM53 250H54V249H52L51 251H53ZM195 250H196V249H195ZM10 251H12V250H10ZM43 251H41V254H42V255L45 253V252L42 253ZM49 251H50V249H49ZM169 251H170V250H169ZM169 251H168V252H169ZM193 251H194V250H193ZM213 251H214V250H213ZM1 252H3V251H1ZM46 252H47V251H46ZM53 252H56L55 254H57L58 251H53ZM95 252H96V251H95ZM184 252H185V251H184ZM17 253H14V255H12V256L17 255ZM48 253H49V252H48ZM186 253H187V251H186ZM3 254H4V253H3ZM3 254H2V255H3ZM12 254H13V251H12ZM20 254H22V253H20ZM20 254H19V255H20ZM50 254H51V253H50ZM95 254H96V253H95ZM95 254H94V255H95ZM169 254H170V253H169ZM219 254H220V253H219ZM2 255H1V256H2ZM19 255H18V256H19ZM24 255L22 254V256H24ZM28 255H27V256H28ZM31 255H33V253H32ZM34 255H35V253H34ZM37 255H40V252H38V254H36V256H37ZM42 255H40V258H41V257L43 258ZM52 255H53V258L56 257V256H54L53 253H52ZM181 255H182V254H181ZM12 256H11V259H12ZM20 256H21V255H20ZM20 256H19V257H20ZM27 256H26V259H27ZM183 256H184V255H183ZM204 256H205V255H204ZM15 257H16V259H14L15 261H17V260L19 261L21 258H22V259L25 258V256H24V257H21L20 259H18L17 256H15ZM31 257H32V256H31ZM34 257H35V256H34ZM34 257L31 258V259H30V257H28L29 259H27V260H31V261L34 260V261H35V259L38 258V256H37V258L35 257V259H34ZM45 257H47V256L45 255ZM95 257H96V256H95ZM167 257H168V256H167ZM178 257H180V256H178ZM238 257H240V256H238ZM6 258H7V257H6ZM47 258H48V257H47ZM49 258H50V257H49ZM53 258H52V259H53ZM57 258H59V256H58ZM92 258H93V257H92ZM163 258H164V257H163ZM181 258H182V257H181ZM184 258H185V256H184ZM184 258H183V259H184ZM219 258H220V257H219ZM3 259H5V258H4V257H3L2 259L0 258V260H3ZM26 259H25V260H26ZM38 259H39V258H38ZM55 259H56V258H55ZM59 259H60V258H59ZM220 259H221V258H220ZM225 259H226V258H225ZM27 260H26V261H27ZM44 260L46 261V258H45ZM48 260H49V259H48ZM162 260H164V259H162ZM21 261H22V260L19 261L20 264H21ZM26 261H25V262H26ZM39 261H40V259H39ZM50 261H51V260H50ZM94 261H95V260H94ZM181 261H182V260H181ZM219 261H220V260H219ZM4 262H5V261H4ZM8 262H9V261H8ZM27 262H28V264H29V261H27ZM43 262H44V261H43ZM47 262L49 263V261H47ZM57 262H58V261H57ZM92 262H93V261H92ZM235 262H236V261H235ZM9 263H10V262H9ZM11 263H12V262H11ZM31 263L33 264L34 262H31ZM37 263H38V262L36 261V263H34V264H37ZM50 263H51V262H50ZM55 263H56V262H55ZM82 263H83V258L81 257V258H80V264H82ZM3 264H4V263H3ZM7 264H8V263H7ZM16 264H17V263H16ZM23 264H24V261H23ZM26 264H27V263H26ZM92 264H93V263H92ZM242 264H244V263H242Z\"/></svg>","mask_w":264,"mask_h":264}]
</instances>
